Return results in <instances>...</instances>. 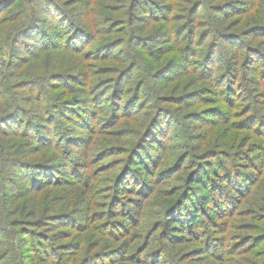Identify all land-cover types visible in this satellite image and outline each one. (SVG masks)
I'll list each match as a JSON object with an SVG mask.
<instances>
[{"label": "trees", "instance_id": "16d2710c", "mask_svg": "<svg viewBox=\"0 0 264 264\" xmlns=\"http://www.w3.org/2000/svg\"><path fill=\"white\" fill-rule=\"evenodd\" d=\"M69 1L0 0V8L15 2L0 16V26H9L0 75V264H158L171 242L196 237L202 247L191 253L218 257L217 231L239 216L255 221L243 228L255 233L235 236L239 248L264 240V198L242 210L264 181V40L255 42L264 23L231 19L264 15V0H123L104 17L111 19L104 36L73 18L66 7L75 1ZM48 17L59 25L49 30ZM242 23L251 27L241 31ZM134 49L165 53L151 67ZM64 50L123 64L112 66L119 72L113 80L97 84L95 75L113 68L88 62L75 72L78 62L72 71L17 78L27 60ZM152 77L169 84L158 89ZM82 78L94 84L89 96H77ZM194 101L205 106L184 114L166 106ZM137 114L146 118L136 139L105 138L95 148L103 133L121 137L111 129ZM187 119L232 127L235 140L230 148L204 135L193 143L182 129ZM175 131L181 142L168 140ZM112 154L123 156L105 161ZM176 179L166 192L162 184ZM158 197L166 203L159 220L148 208ZM214 214L224 219L218 223ZM159 228L155 249L147 250ZM107 237L119 244H107ZM250 256L245 264H264V248Z\"/></svg>", "mask_w": 264, "mask_h": 264}, {"label": "rangeland", "instance_id": "374dc122", "mask_svg": "<svg viewBox=\"0 0 264 264\" xmlns=\"http://www.w3.org/2000/svg\"><path fill=\"white\" fill-rule=\"evenodd\" d=\"M75 1V3H71V5H68L66 8L68 10V12L72 15L73 18H76L77 20H79V22H82L84 24L83 26L90 29L91 31L97 32L98 35L100 36H104L102 30V28H110L108 24H110V20L111 19H105L104 17L108 16V14H115L114 13V9L113 7L115 6H119L120 4H122L123 0H97L94 2H92V5H90L91 3L89 2L90 0H70L69 2ZM168 1V0H166ZM219 0H212V2H216ZM99 2V3H98ZM98 3V5H97ZM15 2H13L10 5H7L5 7H1L0 8V16L5 14L10 8H15ZM109 6V7H108ZM110 8V9H109ZM18 9V7L16 8ZM93 9V10H92ZM126 11V10H125ZM256 16H251L253 13L250 12L246 15V17H243L242 15H231V19L235 20V19H243L244 22L248 23V22H258V24H263L264 23V15L260 14V11L255 12ZM46 16H50L49 13H45ZM85 15V16H83ZM88 15V16H87ZM51 17V16H50ZM116 17H119V15H116ZM121 17H127L126 14L121 15ZM251 17L252 20H250ZM49 18V17H48ZM87 18L90 19V22L88 20V24L87 25ZM106 20V21H103ZM55 20V19H54ZM262 20V21H261ZM85 21V22H84ZM78 22V21H77ZM46 25L48 27L49 30H52V28H55L57 24V22H53L52 18L47 19ZM106 25V27H105ZM243 26L239 27L241 31H246L251 27V24H243ZM245 25V26H244ZM88 26V27H87ZM108 26V27H107ZM138 26V25H137ZM9 26L7 25H1L0 26V75H3L2 71V66L4 64V62L6 60H8L9 58V54H8V50H7V45L4 43L5 41V31H8ZM140 31V30H138ZM145 31V30H144ZM141 32V31H140ZM119 34L116 33L114 36H118ZM258 39V40H257ZM263 41L264 40V36H259L256 38L255 42L256 44H258L257 42L259 41ZM28 42H33L32 40H29ZM264 42V41H263ZM264 46V45H263ZM166 49V48H164ZM133 52H140L142 53V57L143 59L140 57V61L143 63H147L149 66L151 65V67H153L152 65L156 66L157 63H155V58L157 59V56L162 57L165 53V51L163 52H158V51H151V52H145V51H136L134 49ZM175 52V51H174ZM232 54H234V51L231 50L230 51ZM21 53L25 56L29 55V52L26 51V48L22 47V51ZM118 54V53H117ZM173 54V53H172ZM168 57H170L169 54H167ZM80 63L79 68H74L75 65L77 63ZM91 63V65H95L96 67H99L98 69L102 68H113L112 71L106 72L105 75H95V84L100 83L102 81H104V78H108V80H113V77L115 78L117 76V74L119 72H117V68L116 67H112V66H116L117 64H123V63H119L118 61H113V60H98V59H93V58H89L87 57L86 53L80 54V55H74L73 53H67L64 51H59V52H53L50 53L49 55L45 56L42 59H31V60H27V62L24 63V66L21 67L18 70V74H17V78H27L30 76L33 77H46L48 74L54 72V71H72L75 70V72H79V69L83 68L86 69L87 64ZM143 63V64H144ZM82 71V69H81ZM191 78V77H188ZM150 80L156 81V88H162L167 86L169 84V82H166L165 80L163 81L160 78H150ZM2 81V80H1ZM83 83H78L75 85L76 89L78 90L77 92V96H89L90 95V90L92 88H94V84H89L87 79L82 78ZM177 81L180 82V79L177 78ZM187 81V80H185ZM184 81V82H185ZM133 83V81H129L128 82V86L131 85ZM203 84V81H199L198 83ZM85 92H83V91ZM183 90H181L180 92H182ZM19 93H26V89L24 90H20L18 91ZM147 91L142 90L143 95H146ZM166 91L162 92L165 93ZM85 93V95H84ZM89 94V95H88ZM195 102V101H194ZM169 105L171 107H177V109H179L178 113L179 114H184L185 112H189L191 110H196L199 108L204 107L205 105L199 101H196L195 103H193V105L190 106H185V105H178V103H166V106ZM143 109H149V107H145ZM142 109V110H143ZM146 117H142L141 118V114L140 115H134L131 118L125 119L123 122L119 123L118 125H116L115 127H113L111 129V131H118V132H123L121 133L122 136L121 137H112L113 135H108L111 134L109 131L108 133H103L100 137H99V141L96 144L95 148H98L99 145L101 144H105L106 141L104 140L105 138H115V142L120 143V144H127V142H129L132 138L133 140L136 139V137L138 136V134L140 133V131H142L143 127H142V123L144 122V119ZM225 128H218V127H213L211 124H202V125H198L193 123L190 120H185V126L182 129H185L190 135H192V138L194 137V141L193 143H197L199 142V140L197 138H199L200 135H204L207 136V138L209 140H212L211 142H218L221 143L222 146H225V148H230V144L235 140V134L237 132V130L232 129V127H227L224 126ZM105 132V131H104ZM245 133L246 131H240ZM176 131L174 132V135L169 137L168 140L170 141H174L177 140V142H181L180 138L175 137ZM116 136V135H114ZM197 139V140H196ZM255 141L260 140L258 137H254L253 138ZM192 142V139L190 140V143ZM263 142V141H260ZM15 143L16 146L20 145L19 141H16ZM9 145L13 144V142L8 143ZM178 144V143H177ZM188 146V145H187ZM189 147H182V148H178L177 150L179 152H184L187 151ZM123 155H115L112 154L110 156H108L105 161L107 160H114V159H119L121 158ZM194 159V157H193ZM227 164H229L231 167V163L232 160L231 159H225ZM233 160H235L236 162L238 161L237 158H234ZM103 161V162H105ZM254 161H256V158L254 159ZM102 162V163H103ZM233 170V168L231 169ZM174 176V175H172ZM262 176H264L263 174L260 175V178H262ZM177 180H172L168 185H166L165 183L162 184V187H164L165 191H171L173 187H175L177 185ZM261 180V179H260ZM259 181L258 186H257V194H254L253 198H251L249 200L248 203H245V205H242V210H244L245 214L248 212V210L255 206V202L257 200L263 199L264 198V186L261 187V182L262 180ZM19 181V180H17ZM22 183V181H19ZM264 183V181L262 182ZM225 189V188H224ZM231 190V188L229 189ZM129 196L131 197H135V194H128L126 195V198H128ZM132 201V200H131ZM129 200V202H131ZM165 199L164 197H158L154 200V202H152L148 207L151 210L155 211V215L153 216L154 219L159 220L158 218H160V214L163 211V209L165 208L164 205H166ZM163 203V204H162ZM51 206L53 205V203L50 204ZM206 216L201 215L200 220H204ZM214 217L217 218L216 222L219 223V221L221 222L224 217L218 216V214H214ZM202 222V221H201ZM251 222H255L253 220H251L249 217H238V219H236V221L233 223L234 226H228L225 227V231H223V233L221 231H217L216 236L215 237V241L216 244L215 249L217 248V250H215L217 252L218 257L214 256V255H210V254H205V253H200L197 254V252L195 251V253H191L192 250L194 249H198V247H202V242L203 240H201L199 237H196V239L190 240V242L192 241V243L190 242H186L183 243L181 242V240H178L177 242H171L170 247H168V254L162 255L160 257V259L157 261L158 264H245L246 262H244L245 259L249 260L251 258L250 254L252 253V251L255 249L257 250H261L264 248V240H259L256 241L254 244H251L250 241L241 244V247H238V244L240 242L239 238L240 236H242V234H251V233H255V231H251L249 229H243V228H247L246 224L247 223H251ZM179 224V223H177ZM232 224V223H231ZM258 224V223H257ZM197 231V233H200V231L197 228V224L194 227ZM218 229V227L216 228ZM186 231L184 229H179L177 230L178 232L180 231ZM181 231V232H182ZM183 234H186V232H183ZM201 234V233H200ZM162 235V231L159 228L156 233L154 235H152V242L149 245L147 250H151V249H155V245H157V240L159 238V236ZM224 235V236H222ZM222 236V237H220ZM235 236H239L238 238H236ZM219 238H221L222 240L220 241ZM107 244H113V245H117L119 244V242L114 241L113 239L107 237L106 241ZM135 242V240L132 241V247H130L131 249L134 248L133 243ZM138 243H141L142 240L140 239L139 241H137ZM250 242V243H249ZM233 244H237V248L234 247ZM250 244L252 246H250ZM233 246V248L231 247ZM232 248L233 250H235L234 252H232L230 249ZM219 250V251H218ZM158 258V257H157ZM225 258H227L226 260H224ZM232 259V260H231ZM237 261V262H236Z\"/></svg>", "mask_w": 264, "mask_h": 264}]
</instances>
